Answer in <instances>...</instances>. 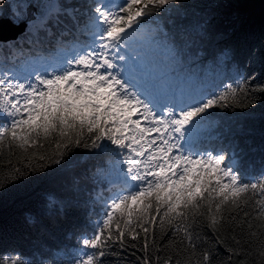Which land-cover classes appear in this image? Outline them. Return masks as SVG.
I'll return each instance as SVG.
<instances>
[{
  "label": "snow or ice",
  "instance_id": "snow-or-ice-1",
  "mask_svg": "<svg viewBox=\"0 0 264 264\" xmlns=\"http://www.w3.org/2000/svg\"><path fill=\"white\" fill-rule=\"evenodd\" d=\"M224 7L0 0V197L52 182L41 231L81 213L71 256L13 238L0 264H264V33Z\"/></svg>",
  "mask_w": 264,
  "mask_h": 264
},
{
  "label": "trees",
  "instance_id": "trees-1",
  "mask_svg": "<svg viewBox=\"0 0 264 264\" xmlns=\"http://www.w3.org/2000/svg\"><path fill=\"white\" fill-rule=\"evenodd\" d=\"M220 3L225 6L222 9L224 13H237L244 19L250 39L258 43L264 33V0H220ZM257 71H259L258 66ZM250 111V109H235L234 111L229 109L224 119L250 123L252 117L241 114ZM255 126L261 127L259 106L255 114ZM5 174V170L0 168V178ZM54 187L52 182L34 180L26 185L18 184L17 187L11 189L9 194L0 197V241L15 238L16 242L25 249L38 244L42 245L50 255L59 259H66L65 253L71 256L75 248V239L66 235V231L72 219L81 217V213L74 212L67 220L55 223L46 220L45 231H41L39 225L30 226L25 222L27 214L36 202L43 199L45 193ZM4 251L5 248L0 246V254ZM254 264H260L258 256L255 257Z\"/></svg>",
  "mask_w": 264,
  "mask_h": 264
},
{
  "label": "water",
  "instance_id": "water-1",
  "mask_svg": "<svg viewBox=\"0 0 264 264\" xmlns=\"http://www.w3.org/2000/svg\"><path fill=\"white\" fill-rule=\"evenodd\" d=\"M14 31H15L14 29H8L2 35H4V36H12Z\"/></svg>",
  "mask_w": 264,
  "mask_h": 264
},
{
  "label": "rangeland",
  "instance_id": "rangeland-1",
  "mask_svg": "<svg viewBox=\"0 0 264 264\" xmlns=\"http://www.w3.org/2000/svg\"><path fill=\"white\" fill-rule=\"evenodd\" d=\"M223 12V11H222ZM224 13V12H223ZM225 15H229L228 13H224Z\"/></svg>",
  "mask_w": 264,
  "mask_h": 264
}]
</instances>
